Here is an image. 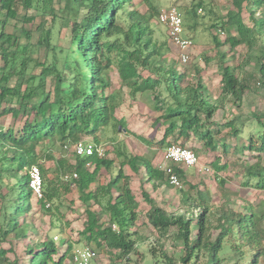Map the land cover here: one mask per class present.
I'll list each match as a JSON object with an SVG mask.
<instances>
[{
	"label": "trees",
	"instance_id": "1",
	"mask_svg": "<svg viewBox=\"0 0 264 264\" xmlns=\"http://www.w3.org/2000/svg\"><path fill=\"white\" fill-rule=\"evenodd\" d=\"M144 2L148 7L145 11L138 8L136 0H0V264H64L74 244L82 241L110 255L111 264H137L140 246L149 239L140 232L143 224L157 234V241L148 249L152 258L148 263L198 264L205 257L206 264L232 260V264H264V205L258 208L248 203L244 211L225 204L216 207L208 187L188 181L187 167L175 166V171L185 178L183 186L185 183L189 188L174 187L151 157L130 154L121 142L114 144L112 153L105 147L104 156L72 152L69 158L66 154L71 151L66 146L84 136L101 144L99 133L104 128H126V120L116 115L118 100L111 89V72L116 66L131 94L145 95L151 109L161 112L154 122L155 126H164L158 141L133 133L148 146L188 147V141L194 138L201 147L215 151L217 136H221L222 150L228 153L233 148L228 134L232 138L242 134L244 123L239 116H216L225 101H241L257 77L264 83V0H232V7L224 15L209 10L215 15L210 29L220 54L216 97L204 78V66L196 64L194 76L187 80V73L177 67L176 61L168 63L164 50L167 43H158L152 27L159 22L160 8L154 0L139 1ZM203 7L204 0H199L186 9V18L194 21L192 27ZM67 28L71 29V45L61 62L43 61L35 55L38 45L48 50L59 46ZM219 32L224 39H219ZM35 33L38 41L33 42ZM225 45L229 48L220 51ZM241 45L247 52L237 73L239 67L228 62L227 56ZM204 62L210 61L206 57ZM253 63L258 66V74L244 73ZM163 85L168 98L160 92ZM252 118L259 132L234 150H248L255 159L244 168L243 184L264 191V121L258 113ZM226 130L229 133L222 136ZM220 156L212 160L216 171L227 168ZM43 160L53 161L52 171ZM117 160L120 167L113 174ZM32 165L41 170L42 198L29 186L28 169ZM104 171L110 176L103 178ZM67 173L71 174L68 180L64 179ZM74 173L77 178H73ZM133 173L145 175L141 193L133 184ZM146 182L153 189H180L183 202L197 211L168 212L157 204L144 186ZM73 190L79 193L86 215L75 240L63 235L59 244L46 233L36 244L25 243L28 259L24 261L13 245L5 247L10 241L13 244V238L18 242L29 238L34 217L28 216L34 198L36 210L51 217L53 229L65 233L62 198ZM141 216L144 219L139 223ZM71 224L67 220V225ZM172 238L182 246L179 256L170 255L164 250L165 241H160ZM9 252L15 257L11 258Z\"/></svg>",
	"mask_w": 264,
	"mask_h": 264
},
{
	"label": "rangeland",
	"instance_id": "2",
	"mask_svg": "<svg viewBox=\"0 0 264 264\" xmlns=\"http://www.w3.org/2000/svg\"><path fill=\"white\" fill-rule=\"evenodd\" d=\"M139 1L140 0H136V3H138V8L141 11H145L148 8L146 2L139 3ZM198 1L199 0H154V2L158 4L160 11L168 8L171 5H177L181 8L186 22L185 34L192 37L194 41V45L189 53L190 59L188 62L185 63L180 60L181 51L171 42L169 39L168 30L163 24L160 22H154L152 27L155 29L154 36L158 40V43H167L164 50H166L165 56L168 63L171 64L176 61L177 67L187 73V80L194 76V68L196 64L204 66V78L209 87H211L213 90V95L216 97L219 92V82L221 78V70L218 60L220 54L219 49L216 48L213 41L214 33L210 29V24L215 18L213 12L215 11L220 14L222 13L223 15L226 14L228 9L232 7V0H204L205 7H203L202 12H198L199 16L196 20L195 26L192 27L191 23L194 24V21H189L188 18H186V9H190L192 4L197 3ZM62 5L64 6L65 2H62ZM210 9H212L213 12H210ZM64 30L59 40V46L48 50L45 47H40V45H38L36 47L35 55L43 61L54 62L55 60H59L61 62L65 52L71 45V29L67 28L66 32H64ZM217 35L220 40L224 39L225 37V35L221 32H219ZM32 41H38V33H35ZM228 48V45L222 46L220 51H225ZM246 52L247 48L244 45H241L238 50H236V53L234 52L233 54H228L227 60L235 67H239V65L243 62ZM206 57L210 61L208 64H205L204 62ZM236 72H241L240 67L237 68ZM145 73L150 74V71H146ZM244 73L258 74V66L253 63L245 68ZM111 78L113 82L111 89L114 94L117 95L118 100L116 115L119 119L124 118L126 120V128H128L129 132H127L126 128L120 127L119 130H117L111 125L104 128L99 133L100 143L112 153L114 144L121 142L125 145L130 154L133 153L149 156L152 158V161L156 166L163 164L165 160L164 153L167 147H162L158 144L148 146L133 134L134 132L139 133L149 139L158 141L163 135L164 126H155L154 122L156 117H158L161 112H156L151 109L149 98L145 95L141 93H137L136 95L131 94L129 87L120 77L117 66L112 69ZM13 83L14 81H12V84ZM160 92L163 94L162 97L168 98V93L166 92L164 85L160 87ZM224 103V106L219 112L220 115H217L216 118H229L236 115L239 116L240 123H244L242 126V134H240V136L237 138H232L230 134H228L229 136L227 140L233 146V148H231L228 153H225L222 150L221 136H217L218 142L217 149L215 151L207 150L201 147V144H198L194 138H191L188 141L187 146L197 152L199 156V164L196 167L186 169V178L193 184H201L202 186L208 187L211 191L213 203L216 207L225 204L226 206L229 205L239 211H244L245 205L252 203L257 205L259 208L264 205V191L259 190L254 186H245L243 184L245 180L244 168L246 165L255 162V159L252 158L248 150L240 153L235 151L234 147L239 148L240 146L247 144L249 136L253 133L259 132H257L258 123H256V121L252 118V115L253 113H258L264 121V83L261 81L260 77H257L253 82V88L246 92L241 101L232 100L230 98ZM9 120L10 119H7L8 122ZM1 121L3 120L0 119V122ZM226 132L227 130L223 132L222 136L225 135ZM83 140L92 141L93 138L90 136H84ZM42 151L43 150H41V153ZM66 154L69 158H72V151H68ZM219 156L221 161L227 164V168L221 171H216L214 166H212V160ZM43 164L46 168H49L50 171H52L54 168L53 161H44ZM204 166L210 167L211 170L209 172L200 171L199 168ZM119 167L120 161L117 160L112 169V173L115 174ZM125 170L130 172L129 167L127 166H125ZM108 176H110V173L104 171L102 177L106 178ZM131 178L135 187H138L139 189L138 193H141V183L145 180V175L141 177L133 173ZM183 180H185V178H183ZM11 181H14V179ZM144 186L147 188V190H150L151 195L154 197L157 204L165 208L168 212L180 214L186 212L194 213L197 211L194 207L191 206L190 208L183 202L181 192L179 191L180 189L174 188L172 186L169 188L161 187L160 189H153L148 182H146ZM3 188V191H6V186L3 185ZM188 188V185L184 183L183 189ZM193 195H195V192H193ZM78 197L79 193L77 190H73V192L62 198L63 203L61 205V211L62 213H65L64 218H62L63 225H66L65 233H60L57 229H53L51 217L36 210V208L38 209V205H36V199L34 198V207L28 216L29 218L34 217V220H30L34 224H30L29 229L32 232L29 238L24 241L20 240L19 242L16 238H13V244L10 241L4 244L5 247L10 248L11 245H13L16 252L21 254V259L24 261L28 259L25 254V243L28 242L30 245L36 244L44 238L46 233H49L51 236H53L55 241H57L59 244H61L63 241L61 238L63 235H65V237H73L75 240L78 237L75 232H78L79 229L82 228V222L86 218L84 213L85 208L79 201ZM143 202V208L145 207V210H147L148 206L145 204V201ZM142 219L144 218L141 216L139 223L142 221ZM67 220L72 221L70 226L67 225ZM139 229L140 232L149 239L140 246L141 255L138 256L140 260L137 264H152V262L148 263V261L152 259L148 249L152 242L155 243V241H157V234L145 224L141 225ZM160 241H165L164 250H166L170 255L179 256L181 254L182 246H177L174 238ZM82 245H86V242L82 241L81 243H76L74 244V247H79ZM91 246L96 248L94 245ZM71 253L72 250L70 252V256L65 260L64 264H74ZM97 254V257L92 260V264H111L112 259L110 255L101 253L98 249ZM8 255L11 258L15 257L13 252H9ZM138 257H136V259H138ZM232 263L233 260L226 261V264ZM198 264H206V258L201 257L198 261Z\"/></svg>",
	"mask_w": 264,
	"mask_h": 264
},
{
	"label": "built area",
	"instance_id": "3",
	"mask_svg": "<svg viewBox=\"0 0 264 264\" xmlns=\"http://www.w3.org/2000/svg\"><path fill=\"white\" fill-rule=\"evenodd\" d=\"M202 12V8L199 9ZM158 21L163 24L167 30L171 41L181 51V61L188 62L190 59V49L194 45L193 39L185 34V21L181 9L177 5H171L163 9L158 15ZM66 148L79 156L92 155L95 152L99 156L105 155V146L103 144H95L92 141L79 140L72 145H67ZM164 163L158 168L165 171L167 180L174 187L180 188L183 186V179L175 171V166L184 165L187 168L196 167L199 164V156L197 152L186 146L179 144H171L167 146L164 153ZM202 172H209L210 167L199 168ZM29 186L33 193L38 197H44L43 178L40 167L32 165L29 169ZM70 173L64 175V179H69ZM78 174L74 173L73 178H77ZM49 205V204H48ZM116 228V225H114ZM97 251L89 245H82L72 249L71 257L74 264H92V260L97 257Z\"/></svg>",
	"mask_w": 264,
	"mask_h": 264
}]
</instances>
